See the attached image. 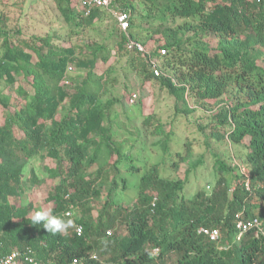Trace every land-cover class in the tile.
Here are the masks:
<instances>
[{"label": "trees", "instance_id": "16d2710c", "mask_svg": "<svg viewBox=\"0 0 264 264\" xmlns=\"http://www.w3.org/2000/svg\"><path fill=\"white\" fill-rule=\"evenodd\" d=\"M53 1L71 27L90 26L106 13L94 9L86 17L83 0ZM139 1L145 14L138 21L150 25L146 42L134 32L133 0L116 3L131 17L129 36L161 61L162 73L156 76L147 58L127 48L121 30L118 56L127 58L126 67L143 83L160 84L174 98V115L193 113L196 104L210 110L209 103L224 102L202 133L206 145L210 139L230 147L229 161L215 154L211 188L188 195L191 176L204 165L203 156L191 160L190 141L165 124L153 126L149 115L142 125L159 135L158 162L148 164L151 152L140 132L128 139L139 151L130 145L127 156L118 144L112 109L122 103L127 111L136 101L141 106L145 95L133 104L103 97L106 76L96 68L110 61L104 47L91 48L82 59L75 49L55 45L51 36L26 38L19 29L8 31L0 18V256L31 248L40 264H72L77 258L87 264H264L263 236L251 231L235 241L238 214L264 224V0ZM157 35L160 46L152 45ZM212 35L216 47L206 41ZM245 139L244 158L237 159L231 145ZM33 159L53 164L41 168L43 179L32 168L28 183L34 188L53 183L46 199L54 203L51 213L81 225L82 237L75 227L53 235L31 224L32 205L10 201L25 193L23 179ZM135 160L145 171L136 201L128 206L119 200L129 193L121 169L140 174ZM241 166L248 171L250 190L238 183L246 177ZM93 201L101 202L97 217L78 213L77 218L80 207L90 214ZM67 212L72 216L65 217ZM201 228L220 230L227 249H219ZM95 250L102 258H90Z\"/></svg>", "mask_w": 264, "mask_h": 264}, {"label": "rangeland", "instance_id": "374dc122", "mask_svg": "<svg viewBox=\"0 0 264 264\" xmlns=\"http://www.w3.org/2000/svg\"><path fill=\"white\" fill-rule=\"evenodd\" d=\"M133 2L137 9L133 17L134 28H136L134 32L138 34L141 41L146 42L148 36H150L146 28L149 29L150 25L141 24L138 21L140 15L145 14L144 5L139 0H133ZM78 3L79 1H76L75 4L78 5ZM0 18H2V23L8 31L12 30L15 32L19 29L20 34L26 38L32 36H51L55 45L66 49H75L76 55L82 59L90 56L91 48L104 47L110 55V61L107 64L99 63L96 68L99 74H105L106 76L101 84V92H106L103 97L121 99V101L124 100L130 104L128 101L130 95L137 94L138 98L145 95L141 106L136 101L134 105L129 106L127 111L124 110L122 103L116 104L112 109L111 118L114 124H116L115 130L116 134L118 133V144L121 143L124 150H128L130 145H133V141L128 140L129 136L131 133L137 136V132H140L142 140L145 139L146 141L147 154L151 152V154L146 156L148 164L153 165L158 162L162 156L159 147L155 146L159 140V135L153 134L154 127L150 128V131H147L142 125L144 117L150 115L153 117V126H157L160 123L165 124L167 126L165 127L166 130L172 129L178 137L192 143V161L197 160L200 156L204 158V165L191 176V183L186 188V193L188 195L195 194L199 187L207 190L211 188V182L215 178L214 155H220L222 159L228 162L231 150L227 144L216 143L210 139L207 140L209 145H206V135L202 133V127L207 126L212 120L213 112H216L221 107H225L224 102L209 103L207 106L212 107L210 110L205 107L201 108L196 104L197 108L194 109L193 113L174 115V98L170 97L165 89H161L160 84L143 83V79L138 74L131 73V70L126 67L127 58L118 56L117 48L121 33L111 14L102 13L90 26L79 24L71 27V24L66 22L61 16L53 0H0ZM171 22L170 20L169 23ZM175 22L180 24L182 20H176ZM158 38L159 35L155 36L152 45L160 46ZM206 39L210 46H217V37L212 35ZM144 91L146 94H144ZM193 104L191 103V106L195 105ZM247 143L248 139H245L240 145H231L232 153L237 159L238 157L244 158ZM132 148L135 151H139V147L135 144ZM132 157L135 158V155ZM52 162L50 160L44 162L43 160L33 159L26 170V178L23 179L22 186L25 193L19 201L10 199L12 203L19 202L23 207H30L32 205L33 209H30V216L37 210L45 209L51 212L54 208V203H46L48 191L53 189V183H43L41 187L34 188L27 181L32 168L43 179L45 175L42 173L41 168L44 167L45 163L51 165L53 164ZM132 165L141 167L140 174H132L124 166L121 169V176L127 180L129 193L119 196L121 198L119 200L128 206L136 201L137 188L143 174L142 172L145 171L142 161L138 162L135 160ZM186 167L187 165L183 166L182 174H184ZM119 184H121V180ZM100 204L101 202L96 203L93 201L90 204V214L89 211L87 212L86 209L80 207V210L76 211L75 215L77 218L79 216L78 213L80 215L84 214L85 217L96 218ZM68 232L72 233L73 228H70ZM119 233L120 237H122L125 234L124 228H121ZM91 254H98L101 257L100 252L96 250Z\"/></svg>", "mask_w": 264, "mask_h": 264}, {"label": "built area", "instance_id": "2783aa9c", "mask_svg": "<svg viewBox=\"0 0 264 264\" xmlns=\"http://www.w3.org/2000/svg\"><path fill=\"white\" fill-rule=\"evenodd\" d=\"M117 0H83L82 1V7L84 9V15L90 16L92 11L94 9H99L103 12H106L108 14H111L113 18L116 21V24L122 32L126 34L128 37V41L126 43L127 48L129 50H135L138 52L141 56H144L147 58L148 63L151 65V68L156 76L161 75V61L157 58H152L151 57V52L147 48L144 47V45L140 42H136L133 40L129 34L128 30L131 26V17L128 12L123 11L120 9L119 6H117L116 3ZM166 51L162 50L161 51V56H165ZM73 68L71 67L70 70ZM137 99V94H132L129 96V103L133 104ZM241 171L245 173L246 177L243 180H238V183H243L247 186V188L250 190V177L248 175V171L246 168H243L241 166ZM72 216L71 212H67L65 217H70ZM237 222H236V240L235 241H240L244 234L247 232L253 231L256 236H263L264 237V224L258 219L254 220H245L242 214H238L236 216ZM77 229H79V232H77ZM83 228L81 225H76L74 228V233L78 237H82L83 235ZM200 233L205 234L206 236L209 237V239L213 242H216L219 249H227V245L221 244L222 240V233L218 229H213L209 230L206 228H201L199 230ZM111 234V232H109ZM92 260H98V256L96 254L90 255ZM24 261L28 264H40V261L37 258L36 253L31 249L27 248L25 251H19V250H14L12 253H8L6 255L0 256V264H20L21 261ZM87 259L86 258H80V259H74L72 264H87Z\"/></svg>", "mask_w": 264, "mask_h": 264}, {"label": "clouds", "instance_id": "9594fccd", "mask_svg": "<svg viewBox=\"0 0 264 264\" xmlns=\"http://www.w3.org/2000/svg\"><path fill=\"white\" fill-rule=\"evenodd\" d=\"M31 221L33 225H42L49 233L64 235L75 227L73 219H65L61 215H53L50 211L41 209L34 212ZM79 232V229H77Z\"/></svg>", "mask_w": 264, "mask_h": 264}]
</instances>
